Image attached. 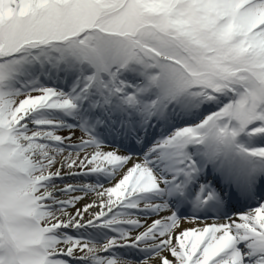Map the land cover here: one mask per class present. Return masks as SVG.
Returning <instances> with one entry per match:
<instances>
[{"label":"snow or ice","instance_id":"obj_1","mask_svg":"<svg viewBox=\"0 0 264 264\" xmlns=\"http://www.w3.org/2000/svg\"><path fill=\"white\" fill-rule=\"evenodd\" d=\"M0 264H264V0H0Z\"/></svg>","mask_w":264,"mask_h":264}]
</instances>
